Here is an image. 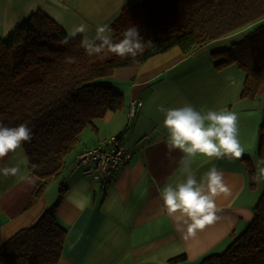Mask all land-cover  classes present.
Listing matches in <instances>:
<instances>
[{
	"label": "crops",
	"instance_id": "crops-1",
	"mask_svg": "<svg viewBox=\"0 0 264 264\" xmlns=\"http://www.w3.org/2000/svg\"><path fill=\"white\" fill-rule=\"evenodd\" d=\"M131 0H0V37L5 38L32 13L42 12L66 34L95 40L97 28L110 25ZM84 32H77L81 26ZM99 42V41H97ZM218 41L185 57L179 48L148 59L139 68H122L109 78L123 98V108L108 112L87 129L63 170L51 178L39 198L29 165H21L25 180L0 173V247L17 231L34 225L56 203L57 223L66 231L58 264H199L210 254L222 253L232 239L242 234L254 217V207L263 182L249 187L245 167L255 172L258 159V129L264 111V86L253 100L241 98L245 75L232 65L216 71L210 52L225 46ZM142 107L128 118L130 102ZM190 103L198 110L233 111L238 116V140L244 152L238 159H208L197 156L192 165L199 178L215 166L229 189L216 199L218 219L194 235L178 230L164 210L160 190L183 176L182 153L166 145L164 116L157 109ZM122 135L131 153L107 186H101L73 169L76 157L102 138ZM94 137V138H93ZM25 155L22 147L0 159V168L12 167ZM256 162V163H255ZM68 163V164H67ZM64 194L60 197L59 187ZM184 255L178 263L170 261Z\"/></svg>",
	"mask_w": 264,
	"mask_h": 264
},
{
	"label": "trees",
	"instance_id": "trees-1",
	"mask_svg": "<svg viewBox=\"0 0 264 264\" xmlns=\"http://www.w3.org/2000/svg\"><path fill=\"white\" fill-rule=\"evenodd\" d=\"M109 27L113 42L136 27L143 38V51L135 57H119L105 47L88 55L81 47V36L65 43L64 29L40 11L0 37V125L26 124L31 130V140L22 147L29 170L37 178L35 199L63 170L82 134L95 130L106 113L123 108L122 96L108 82L117 69L139 68L172 48L188 57L222 40L226 45L210 52L214 69L238 67L245 75L243 99L253 100L264 86V0H131ZM68 57L74 62H67ZM256 157L264 159V111ZM244 162L249 187L254 188L255 172L248 160ZM262 182L247 229L222 253L207 255L199 264H264ZM59 193L60 199L62 184ZM58 202L0 247V264H58L66 234L55 219ZM184 259L182 255L170 262Z\"/></svg>",
	"mask_w": 264,
	"mask_h": 264
},
{
	"label": "clouds",
	"instance_id": "clouds-1",
	"mask_svg": "<svg viewBox=\"0 0 264 264\" xmlns=\"http://www.w3.org/2000/svg\"><path fill=\"white\" fill-rule=\"evenodd\" d=\"M84 31V25L77 29V32ZM75 35V32L69 33L64 42L67 43ZM122 37L119 42H113L110 27L101 25L97 28L95 40L84 38L81 47L88 55L98 54L105 47L119 57H135L143 51V38L136 27L125 30ZM67 62H74V58L68 57ZM157 110L164 116L167 147L182 153L179 170L183 176L174 185L165 184L160 190V198L164 210L174 220L178 230H186L187 234L194 235L198 229L218 219L216 199L229 189L223 182L222 173L215 166L197 178L192 165L197 156L208 159L241 157L244 148L238 140V116L227 109L198 110L190 103L172 108L159 106ZM31 138V130L26 124L14 128L0 125V159L10 153H17V150L22 152L23 143ZM27 164L28 158L24 155L15 166L0 168V173L25 180L27 177L21 172V165ZM258 164V171L252 179L260 182L264 181V159Z\"/></svg>",
	"mask_w": 264,
	"mask_h": 264
},
{
	"label": "built area",
	"instance_id": "built-area-1",
	"mask_svg": "<svg viewBox=\"0 0 264 264\" xmlns=\"http://www.w3.org/2000/svg\"><path fill=\"white\" fill-rule=\"evenodd\" d=\"M141 107L140 101L130 102L128 118H134ZM130 158L131 153L117 136L102 138L93 147L82 150L73 163V169L107 186Z\"/></svg>",
	"mask_w": 264,
	"mask_h": 264
},
{
	"label": "rangeland",
	"instance_id": "rangeland-1",
	"mask_svg": "<svg viewBox=\"0 0 264 264\" xmlns=\"http://www.w3.org/2000/svg\"><path fill=\"white\" fill-rule=\"evenodd\" d=\"M94 138V137H93ZM256 163V162H255ZM258 167H259V165H258ZM255 170H256V172L258 171V169H257V166H256V168H255ZM119 172V171H118ZM117 172V173H118ZM116 173V174H117ZM116 176V175H115ZM87 178H90L89 176H86ZM91 179V178H90ZM92 180V179H91ZM261 188V190H262V188H263V185H262V187H261V185H258V190ZM220 254V253H219Z\"/></svg>",
	"mask_w": 264,
	"mask_h": 264
}]
</instances>
